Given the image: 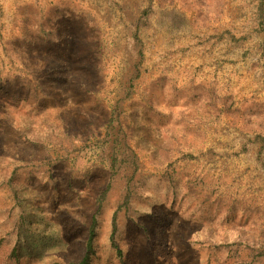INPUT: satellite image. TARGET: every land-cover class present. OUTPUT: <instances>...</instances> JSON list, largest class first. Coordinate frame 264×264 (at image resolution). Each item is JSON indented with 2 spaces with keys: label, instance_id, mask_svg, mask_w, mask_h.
I'll use <instances>...</instances> for the list:
<instances>
[{
  "label": "rangeland",
  "instance_id": "374dc122",
  "mask_svg": "<svg viewBox=\"0 0 264 264\" xmlns=\"http://www.w3.org/2000/svg\"><path fill=\"white\" fill-rule=\"evenodd\" d=\"M92 220L89 264H264V0H0V264Z\"/></svg>",
  "mask_w": 264,
  "mask_h": 264
},
{
  "label": "trees",
  "instance_id": "16d2710c",
  "mask_svg": "<svg viewBox=\"0 0 264 264\" xmlns=\"http://www.w3.org/2000/svg\"><path fill=\"white\" fill-rule=\"evenodd\" d=\"M115 220H112V232L111 234H114L115 232ZM95 221L92 220V223L88 226V236L86 239V243H85V253L83 255L82 260L80 261V264H89L90 259H91V255L94 253V246H93V241H94V236H95ZM113 236V235H112ZM118 252V254H120L119 250H116Z\"/></svg>",
  "mask_w": 264,
  "mask_h": 264
}]
</instances>
